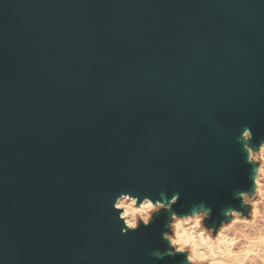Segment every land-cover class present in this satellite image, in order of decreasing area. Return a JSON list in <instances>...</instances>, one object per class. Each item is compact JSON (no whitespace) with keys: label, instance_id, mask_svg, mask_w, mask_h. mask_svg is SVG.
Segmentation results:
<instances>
[{"label":"water","instance_id":"obj_1","mask_svg":"<svg viewBox=\"0 0 264 264\" xmlns=\"http://www.w3.org/2000/svg\"><path fill=\"white\" fill-rule=\"evenodd\" d=\"M264 138V0H0V264L157 260L136 188L219 210Z\"/></svg>","mask_w":264,"mask_h":264},{"label":"clouds","instance_id":"obj_2","mask_svg":"<svg viewBox=\"0 0 264 264\" xmlns=\"http://www.w3.org/2000/svg\"><path fill=\"white\" fill-rule=\"evenodd\" d=\"M247 166L246 183L232 190L219 210L207 202L181 204L180 192L156 198L136 188L121 189L110 200L120 232L147 228L164 214L157 260L179 257L180 264H264V138L245 125L236 137Z\"/></svg>","mask_w":264,"mask_h":264}]
</instances>
